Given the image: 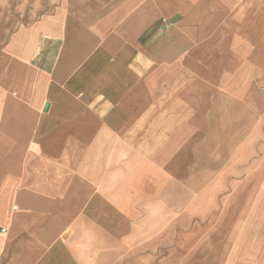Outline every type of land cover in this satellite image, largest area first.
<instances>
[{
    "label": "crops",
    "instance_id": "0c3cea01",
    "mask_svg": "<svg viewBox=\"0 0 264 264\" xmlns=\"http://www.w3.org/2000/svg\"><path fill=\"white\" fill-rule=\"evenodd\" d=\"M0 264H264V0H0Z\"/></svg>",
    "mask_w": 264,
    "mask_h": 264
},
{
    "label": "built area",
    "instance_id": "2783aa9c",
    "mask_svg": "<svg viewBox=\"0 0 264 264\" xmlns=\"http://www.w3.org/2000/svg\"><path fill=\"white\" fill-rule=\"evenodd\" d=\"M0 233H3V234H5V233H6V230H4V229H1Z\"/></svg>",
    "mask_w": 264,
    "mask_h": 264
}]
</instances>
